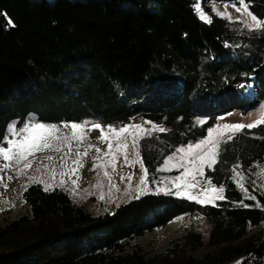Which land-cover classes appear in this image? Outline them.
Listing matches in <instances>:
<instances>
[{
	"label": "trees",
	"instance_id": "16d2710c",
	"mask_svg": "<svg viewBox=\"0 0 264 264\" xmlns=\"http://www.w3.org/2000/svg\"><path fill=\"white\" fill-rule=\"evenodd\" d=\"M196 1L211 23L198 17ZM211 1L236 3L0 0V140L11 120L21 125L29 113L50 123L125 125L141 117L165 126L138 140L153 177L175 147L206 136L221 114L264 102V30L217 15ZM246 3L264 20V0ZM235 165L255 200L237 186ZM263 166L260 124L235 132L214 169L205 168L224 188L226 198L214 203L148 193L95 215L67 191L32 183L22 192L26 211L0 220V264H264V234H249L264 225ZM195 212L209 223L206 240L188 227L152 255L136 244Z\"/></svg>",
	"mask_w": 264,
	"mask_h": 264
},
{
	"label": "rangeland",
	"instance_id": "374dc122",
	"mask_svg": "<svg viewBox=\"0 0 264 264\" xmlns=\"http://www.w3.org/2000/svg\"><path fill=\"white\" fill-rule=\"evenodd\" d=\"M196 2L200 4L199 1ZM233 4H236V7H240L238 3H218L214 1L209 2V5L212 7V9L215 7V9L220 12L227 11V13L230 14L231 19L240 20L242 22L251 19L250 17L243 15L242 12H237L236 8L233 7ZM225 5H227V8H225ZM200 7L202 8L201 4ZM204 13L209 15L205 11ZM262 108H264V102L258 107L248 110L245 113H242L239 110L226 112L218 117L217 123L215 125L219 124L222 126L224 124L252 123L254 120L259 118ZM29 121L41 120H39L34 113H29L21 125H17V120H11L8 123L7 128L13 123H15L19 128L24 123ZM83 121H88L89 123L84 129L82 139L79 142H77L75 139H70L64 144L60 152L46 150L44 152L36 153L34 158H30L31 167L24 169L23 171H18L19 169L23 168V164H13L10 168L0 172V177H3V179L0 180L1 221L4 219L16 218L26 211L27 205L22 197V192L32 183H39L44 189L46 186H50L49 189L59 187L67 191L71 199L76 204L82 205L86 210L95 215L110 212L120 203L129 201L130 199L136 198L137 196L141 197L145 195L138 192V186L143 187L140 185V177L143 172L141 163L139 162L140 158L137 156V148L134 149L132 147V137H126V142L128 144L126 149L127 158L129 161L128 163H125L123 152L116 153L115 141H113V155L116 156L114 165L110 162L111 156L105 155V153L108 152V140L111 139V134L108 132V125H112L116 129H119L123 125L103 124L97 119H85ZM61 122L50 123L46 121L45 123L61 125ZM93 124L101 125L103 128V135L106 137L105 140L102 141L100 139L102 136L101 128H92ZM125 125H142L144 130L150 129L151 134L159 132V129L161 128L165 129V126L161 123L146 121L141 117L133 118ZM222 131L224 130L220 129L215 131L213 133V139H222ZM61 132L64 135L71 137L70 128H63L61 126ZM226 134H232V131L228 130ZM143 135H147V132L142 131L140 136ZM197 141L188 143L195 144ZM188 143L181 145H187ZM89 145H95V148H99L101 151L97 153L95 148H89ZM3 146L7 147V144L5 143ZM177 147H175L169 155H171ZM85 149H87V155L83 154ZM77 151L80 153V166H74L72 163V161L77 158ZM65 152H68L69 154L67 157H65L63 162H61V157L64 156ZM179 155L182 154H177V157H174L173 161L170 162L166 169L158 170L161 169L163 164L162 162L157 167L154 176L151 178L147 177L146 189H150L151 191L146 190V194L160 193L177 196L175 193L178 190L181 192L184 191L183 187H180L179 189L176 187L177 184H182V182L173 181L172 179L181 175L183 172V169L178 166V164L181 163V161L178 159ZM49 156H52L53 159H47ZM94 157H98V159L94 160ZM3 163L5 162L0 160V164ZM94 163L96 164L95 168L93 167ZM183 163H187V161H183ZM45 165L48 167H45ZM73 167H76L77 169L75 173L71 171ZM105 172H107L108 175H105ZM61 173L64 175H61ZM258 174L260 185L264 188V166L259 169ZM130 175L131 179L129 180L128 177ZM234 176L236 182L237 177L235 174ZM9 177H11V179H9ZM121 177H123V179H121ZM186 179L191 183H197V186L191 189L194 194H198L202 189L208 187L205 182V178L202 176L196 175L195 179L189 176L186 177ZM73 180L76 181L75 185L72 183ZM5 185H7V187H5ZM214 186L217 188L221 187L216 185ZM179 197L187 198L184 195ZM7 209L9 210L8 212H6ZM188 227L198 230L202 233L203 238L205 240L207 239L209 223L204 216L195 212L177 215L165 226L145 233L144 235L138 237L135 242L148 255H152L155 252L163 250L172 239L182 235ZM249 234H264V225L250 228ZM238 262L239 260H233L228 264H237Z\"/></svg>",
	"mask_w": 264,
	"mask_h": 264
},
{
	"label": "snow or ice",
	"instance_id": "6c2138e0",
	"mask_svg": "<svg viewBox=\"0 0 264 264\" xmlns=\"http://www.w3.org/2000/svg\"><path fill=\"white\" fill-rule=\"evenodd\" d=\"M236 3L240 5V7H236V4H233V7L236 8L237 12H242L243 15L250 17V20H245V26L253 31L264 30V20L259 19L256 15H254L251 11H249L250 5L246 3V0H236ZM227 8V5H225ZM199 18L206 21L207 23H211V17L204 13L203 9L200 7L198 2L195 3L194 9ZM213 11L216 12L217 15L226 17L231 19L230 14L225 12H220L215 7ZM88 121H83L80 123L77 122H61V125L50 124L41 121H29L24 123L21 127H17L15 123L10 124L6 129L5 136L2 140H0V160H3L5 163L0 164V172L10 168L13 164H23V168L18 171H23L31 167V159L34 158L35 154L38 152H44L46 150H53L56 152H60L65 143H67L70 139H75L79 142L82 139V134L84 129L88 125ZM201 124L204 121H200ZM260 124H264V108L261 109V113L258 119L254 120L249 124H224V125H215L213 127L207 128V135L203 136L200 140H198L195 144L188 143L187 145H181L175 149V151L167 156L161 169L164 170L173 161L174 157L179 155L178 159L181 163L178 164L180 168L183 169L181 175L176 176L173 181H181L182 184H177L176 187L179 189L180 187L184 188V191H177L175 195L181 196L184 195L190 200H195L199 203H213L217 200H224L226 197L223 195L224 188L223 186L217 188L212 184V178L210 176L205 175V168L214 169L215 165L218 162L220 155V145L226 144L228 141H231L234 138L235 132L243 131L245 128L251 129L257 127ZM61 126L63 128L71 129V137L64 135L61 132ZM92 128H101L102 136L100 139L103 141L106 137L103 135V128L99 124H93ZM223 129L221 132L222 139L214 140L213 133L217 130ZM160 131H165V129H159ZM228 130L232 131V134H226ZM142 131L147 132V134H151V130H144L142 125H123L119 129L114 128L112 125H108V132L111 134V139L108 140V152L105 155L111 156V163H115L116 156L113 155V141H115V151L116 153H124L125 163H128L127 152L126 149L128 144L126 142V137H132V147L134 149L137 148L138 140L142 139L140 133ZM11 137V138H10ZM7 144V147H4V144ZM89 148H95V145H89ZM96 152L99 153L101 150L99 148H95ZM70 151V148H69ZM68 152H65L64 156L61 157V162L68 156ZM84 155H87V149H85ZM137 156L139 157V152L137 151ZM47 159L52 160L53 157L49 156ZM98 157H94V160H97ZM183 161H187V163H183ZM141 168L143 174L140 177V185L138 186V192L140 194H146L147 191H151L150 189H146L147 186V169L143 168V160L140 159ZM74 166H80V153L77 151V158L72 161ZM45 167H48L45 165ZM93 167H96V164H93ZM239 165H235L233 167V171L237 177V185L241 188L245 193V198L250 200H255L256 197L252 196L248 189L244 186L243 180L244 176L241 172L237 171ZM76 167H73L71 171L73 173L76 172ZM61 175H64L61 173ZM105 175H108L105 172ZM199 175L205 177V182L208 185L207 188L201 190L200 193L194 194L191 189L197 186V183L189 182L186 177L191 176L195 179V176ZM3 177H0L2 180ZM11 179V177H9ZM123 179V177H121ZM131 179V175L128 177ZM73 185L76 184V181H72ZM7 187V185H5ZM50 186L45 187V191L49 190ZM137 199L139 196L136 197ZM240 206L242 207H250L248 204H244L243 201L240 202ZM257 207L260 205L257 204Z\"/></svg>",
	"mask_w": 264,
	"mask_h": 264
}]
</instances>
